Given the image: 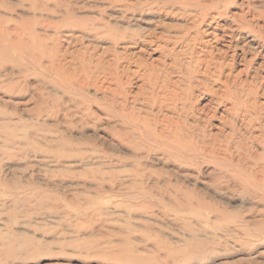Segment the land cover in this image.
<instances>
[{
	"label": "rangeland",
	"instance_id": "obj_1",
	"mask_svg": "<svg viewBox=\"0 0 264 264\" xmlns=\"http://www.w3.org/2000/svg\"><path fill=\"white\" fill-rule=\"evenodd\" d=\"M0 264H264V0H0Z\"/></svg>",
	"mask_w": 264,
	"mask_h": 264
},
{
	"label": "bare ground",
	"instance_id": "obj_2",
	"mask_svg": "<svg viewBox=\"0 0 264 264\" xmlns=\"http://www.w3.org/2000/svg\"><path fill=\"white\" fill-rule=\"evenodd\" d=\"M234 29V28H233ZM233 29H231V30H233ZM234 31H235V29H234Z\"/></svg>",
	"mask_w": 264,
	"mask_h": 264
}]
</instances>
